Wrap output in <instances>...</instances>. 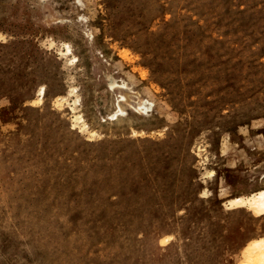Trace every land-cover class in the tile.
Masks as SVG:
<instances>
[{
    "label": "rangeland",
    "instance_id": "374dc122",
    "mask_svg": "<svg viewBox=\"0 0 264 264\" xmlns=\"http://www.w3.org/2000/svg\"><path fill=\"white\" fill-rule=\"evenodd\" d=\"M263 189L264 0H0V264H264Z\"/></svg>",
    "mask_w": 264,
    "mask_h": 264
},
{
    "label": "bare ground",
    "instance_id": "6f19581e",
    "mask_svg": "<svg viewBox=\"0 0 264 264\" xmlns=\"http://www.w3.org/2000/svg\"><path fill=\"white\" fill-rule=\"evenodd\" d=\"M67 47H68V51H70L71 50V45L70 44H67ZM45 91H46L45 90V87H42L41 88V96H43L45 94ZM147 102H149V101H146L142 105V108L145 111H147L151 107V104H148ZM123 113H124V111L119 107V108H116L115 111L109 113L108 114V118L111 119V120H115V119H118L119 115L120 114H123ZM252 200L254 201V203H256L259 206H262V208H264V189L263 190H260L259 193L252 198Z\"/></svg>",
    "mask_w": 264,
    "mask_h": 264
}]
</instances>
